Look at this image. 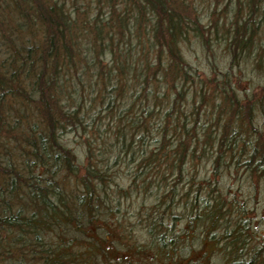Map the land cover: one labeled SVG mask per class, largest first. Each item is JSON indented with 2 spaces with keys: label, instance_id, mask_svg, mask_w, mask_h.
Here are the masks:
<instances>
[{
  "label": "trees",
  "instance_id": "1",
  "mask_svg": "<svg viewBox=\"0 0 264 264\" xmlns=\"http://www.w3.org/2000/svg\"><path fill=\"white\" fill-rule=\"evenodd\" d=\"M203 2L0 0V264H264V0Z\"/></svg>",
  "mask_w": 264,
  "mask_h": 264
},
{
  "label": "rangeland",
  "instance_id": "2",
  "mask_svg": "<svg viewBox=\"0 0 264 264\" xmlns=\"http://www.w3.org/2000/svg\"><path fill=\"white\" fill-rule=\"evenodd\" d=\"M203 4H200V12L203 15V21L206 23V16L209 13L208 5L210 2H213V0H203ZM227 0H221V5H223ZM222 48V46L220 47ZM217 49V50H216ZM216 63L221 64L222 59H225V55L222 54V49L216 48ZM186 50V49H185ZM220 52V53H219ZM186 57L188 61L194 65V67L199 68L200 70H204L205 72H208V64L205 59L204 54H201L199 50L192 46L189 48V52H186ZM221 70L225 71L223 66H221ZM244 74H242V71H236L237 76H242L243 81H240L239 88H241L244 91H250L251 89V82H259L260 77L257 78V75L255 73H251L249 69H245ZM252 79V81H251ZM203 117L200 120V123H203ZM71 138V137H70ZM71 148L75 149L76 152L79 151L78 146H75L74 143H71ZM206 164L201 165L200 169L198 170V175H200V179H202V176L205 175V173L208 171V169H205ZM242 181V182H241ZM221 184L226 187V189L229 190L231 193V196L234 198L235 195H237L238 199H243L245 201V204L247 208L251 210V216L254 220L253 222V228L258 229V234L264 235V184L262 182L258 183H251L252 186H248L244 180L237 181L232 176H223L221 178Z\"/></svg>",
  "mask_w": 264,
  "mask_h": 264
},
{
  "label": "flooded vegetation",
  "instance_id": "3",
  "mask_svg": "<svg viewBox=\"0 0 264 264\" xmlns=\"http://www.w3.org/2000/svg\"><path fill=\"white\" fill-rule=\"evenodd\" d=\"M262 241L264 242V239H262Z\"/></svg>",
  "mask_w": 264,
  "mask_h": 264
}]
</instances>
